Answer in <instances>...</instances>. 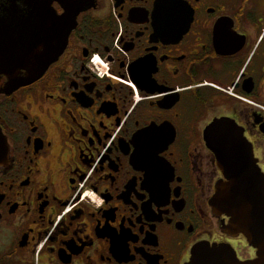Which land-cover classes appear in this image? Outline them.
<instances>
[{
  "label": "flooded vegetation",
  "instance_id": "flooded-vegetation-1",
  "mask_svg": "<svg viewBox=\"0 0 264 264\" xmlns=\"http://www.w3.org/2000/svg\"><path fill=\"white\" fill-rule=\"evenodd\" d=\"M35 26L65 47L31 84L0 76V264L256 258L213 200L264 173V0H0V39Z\"/></svg>",
  "mask_w": 264,
  "mask_h": 264
},
{
  "label": "water",
  "instance_id": "water-1",
  "mask_svg": "<svg viewBox=\"0 0 264 264\" xmlns=\"http://www.w3.org/2000/svg\"><path fill=\"white\" fill-rule=\"evenodd\" d=\"M42 31L35 26L28 43L14 42L11 37L0 39V76L7 77L12 89L39 79L63 52L65 44L44 39ZM8 156V144L0 128V163ZM213 207L230 217L229 227L245 235L257 249V256L241 261L229 245L201 243L194 247L187 264H264V173L255 169L229 172L228 181L217 187Z\"/></svg>",
  "mask_w": 264,
  "mask_h": 264
},
{
  "label": "built area",
  "instance_id": "built-area-1",
  "mask_svg": "<svg viewBox=\"0 0 264 264\" xmlns=\"http://www.w3.org/2000/svg\"><path fill=\"white\" fill-rule=\"evenodd\" d=\"M95 63L98 65V62H97V60H95ZM101 75H103V74H101Z\"/></svg>",
  "mask_w": 264,
  "mask_h": 264
}]
</instances>
